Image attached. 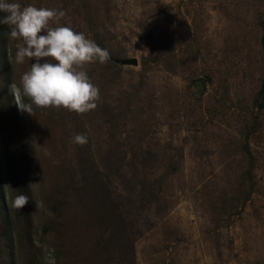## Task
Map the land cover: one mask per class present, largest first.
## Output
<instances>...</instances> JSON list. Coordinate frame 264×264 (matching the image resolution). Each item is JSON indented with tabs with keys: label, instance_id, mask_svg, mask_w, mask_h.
<instances>
[{
	"label": "rangeland",
	"instance_id": "374dc122",
	"mask_svg": "<svg viewBox=\"0 0 264 264\" xmlns=\"http://www.w3.org/2000/svg\"><path fill=\"white\" fill-rule=\"evenodd\" d=\"M18 2L109 57L96 108L22 112L0 24V264H264V0Z\"/></svg>",
	"mask_w": 264,
	"mask_h": 264
},
{
	"label": "clouds",
	"instance_id": "9594fccd",
	"mask_svg": "<svg viewBox=\"0 0 264 264\" xmlns=\"http://www.w3.org/2000/svg\"><path fill=\"white\" fill-rule=\"evenodd\" d=\"M0 12L4 13L0 24L8 26L7 35L16 42L15 62L23 64L26 58H32L30 70L23 73L19 84L9 85L22 112L64 107L85 113L97 107L99 88L83 69L90 62H105L109 57L106 49L71 26L49 27L53 19L65 15L62 10L0 0ZM9 54L11 57V50ZM74 140L84 143L86 137L78 134ZM28 199L27 195L18 194L15 204L23 206Z\"/></svg>",
	"mask_w": 264,
	"mask_h": 264
},
{
	"label": "trees",
	"instance_id": "16d2710c",
	"mask_svg": "<svg viewBox=\"0 0 264 264\" xmlns=\"http://www.w3.org/2000/svg\"><path fill=\"white\" fill-rule=\"evenodd\" d=\"M263 26H264V21H263ZM118 207L116 206V210H115V214H116V211H117ZM121 214V213H120ZM121 216V215H120ZM123 217V216H121ZM133 244V243H132Z\"/></svg>",
	"mask_w": 264,
	"mask_h": 264
}]
</instances>
